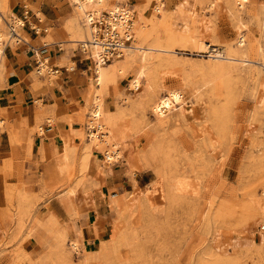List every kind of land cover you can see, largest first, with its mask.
I'll return each instance as SVG.
<instances>
[{
    "label": "rangeland",
    "instance_id": "374dc122",
    "mask_svg": "<svg viewBox=\"0 0 264 264\" xmlns=\"http://www.w3.org/2000/svg\"><path fill=\"white\" fill-rule=\"evenodd\" d=\"M24 2L48 31L25 25L26 41L4 40L0 57L1 90L12 73L6 50L30 55L23 84L34 107L28 126L0 106L10 146L0 155V264H264V0H103L132 11L129 45L152 52L107 61L95 101L81 23L67 26L72 0H0V33ZM51 6L65 13L60 28L44 15ZM205 45L226 59H211ZM66 83L88 90L76 101L63 93L71 113L57 116L43 97ZM169 91L184 101L158 116ZM91 104L102 112L96 144L86 133ZM59 120L61 148L39 140L32 153L33 137L47 138ZM116 143L121 156L107 163L103 150Z\"/></svg>",
    "mask_w": 264,
    "mask_h": 264
},
{
    "label": "bare ground",
    "instance_id": "6f19581e",
    "mask_svg": "<svg viewBox=\"0 0 264 264\" xmlns=\"http://www.w3.org/2000/svg\"><path fill=\"white\" fill-rule=\"evenodd\" d=\"M237 5L240 8H243L244 3L247 2V0H236ZM103 0H72L73 6L75 8L76 17L78 18L80 24V28L83 31V33H79L77 36V42L81 43L80 47L81 50H83V53L85 52L84 49H86L88 56V59L91 61V68L93 73V81L91 79V82L89 84V90L92 92V98L93 100H97L99 98L98 92L100 89V86L102 84V79L104 76V71L107 64L109 62L106 61V58L103 55V47L102 45L103 40H106L108 36H111L114 34V31H111L110 28H116L117 35L119 36H129L131 34V40L133 41L134 36H137L136 31L137 29L134 27V15L132 11L126 7H119V6H113L110 8H103L101 3ZM159 12V10L157 11ZM34 13V12H33ZM37 13V12H36ZM35 13V14H36ZM38 14H41L40 12ZM120 18V20L117 22L115 20V15ZM41 16V15H39ZM132 17L131 24H129V28L127 30H124V25L127 20V18ZM32 17V16H31ZM35 17V16H34ZM101 18H104L107 22L108 31L105 35V38L100 37L97 33L98 28L96 26L97 19L100 20ZM4 22V18L2 17V14L0 13V25ZM9 22L11 24L7 25L8 32L0 33V57L4 51V40L6 43H12V44H18L19 41H26V38L21 37L20 30L24 26L23 18H13L10 16ZM242 23L239 22L238 29H241ZM129 30V31H128ZM48 31V30H47ZM130 40V41H131ZM116 41H119L116 39ZM245 43V36L240 31L237 33V44L239 46H243ZM131 45V44H130ZM129 44L126 47L120 48V50L117 52L116 55L111 60H116L121 58L122 56L128 57V55L135 54L133 52V49H136L139 52V56L142 61H145L149 59L148 57L151 56L150 51H146L142 49L141 47H132ZM204 49H210L209 56L211 59H226L225 57H222L221 54L218 53L217 49L214 48L211 45H205L203 47ZM202 48V49H203ZM36 52V56H39L38 51L34 50ZM137 52V53H138ZM136 53V54H137ZM39 58V57H38ZM242 63H246L247 60L245 57L241 59ZM264 64V61H263ZM46 62L43 60L39 61V66L37 67L38 72H42L45 69ZM264 66V65H263ZM55 73V72H54ZM140 77L139 74H137L133 80L131 81V85L133 88L137 89L140 87ZM88 90V89H87ZM88 95L87 93L85 101H88ZM91 98V100H92ZM184 101L183 99V93L180 91H169L168 96L160 99L155 105H154V112L158 116H162L166 111L169 109L175 107L176 105L181 104ZM93 103V102H92ZM89 110V116L87 119V135L88 137L94 141L96 144L98 135L100 131L103 129V124L101 123V109L98 104H91ZM187 110V109H186ZM197 130V129H196ZM195 131V129H194ZM123 148H120L118 143L113 144L111 150H103V157L107 163L116 162L119 160L121 156V151ZM188 185L180 180L177 179L173 185V189L176 192H182L184 191ZM263 208V207H262Z\"/></svg>",
    "mask_w": 264,
    "mask_h": 264
},
{
    "label": "crops",
    "instance_id": "0c3cea01",
    "mask_svg": "<svg viewBox=\"0 0 264 264\" xmlns=\"http://www.w3.org/2000/svg\"><path fill=\"white\" fill-rule=\"evenodd\" d=\"M75 12L76 11L74 9H71V16L67 26H69V24H71L75 20ZM44 15L48 20L52 22L54 28L62 27V19L64 18L65 13L61 10V8H55L51 6L50 10H47L46 14ZM68 41L70 42V40ZM6 51H8L6 52V61L8 63V66L11 68L10 70H12V73L10 72L9 76L2 81L3 88L0 90V106H7V112L9 114L11 123L17 121L21 117H25L28 126H32L34 122V107L32 105H29V101H27L30 97H32V95L30 94L28 86L26 84H23V78L27 73V69L29 67L28 65L31 64V57L26 51L23 50L16 52H9V50ZM41 58L45 57L41 56ZM49 90V87L46 88V93L43 97L44 104H49L50 106H52L53 103H55L56 115L63 116L71 113L70 107L68 105V100H65L63 98V93L69 94V97L76 101L79 100L84 94H86L87 88L85 90H79L76 89L74 83H66V85H62L61 89H55L52 93ZM65 126L66 125L64 121L59 120V124L47 130V138L39 139L38 136H34L31 147L32 153L35 149H37L39 140H42V142L47 145L48 149H52L54 146H57L58 149H60V141L58 139L59 129L65 128ZM0 136L1 140L2 137L6 138L5 146L1 145L0 143V155H2L1 158H3V155L9 153L10 146L8 143L7 132L3 131ZM47 162L51 163V161ZM48 167L51 166L48 165ZM98 215L102 218V215L99 212ZM98 231L100 230L98 229Z\"/></svg>",
    "mask_w": 264,
    "mask_h": 264
},
{
    "label": "built area",
    "instance_id": "2783aa9c",
    "mask_svg": "<svg viewBox=\"0 0 264 264\" xmlns=\"http://www.w3.org/2000/svg\"><path fill=\"white\" fill-rule=\"evenodd\" d=\"M29 13H30V11L27 7V4H25V2H24L22 5V14H21L22 15L21 18H23V21H24V26L27 25L28 28L34 32V34L46 33L47 28L42 27L40 25L42 20L37 15H35L34 21L31 20ZM115 20L117 22L120 20V18L117 16V14L115 15ZM131 21H132V17L130 16L129 18H127V20L125 22L124 30H127L129 28V24H131ZM96 26L98 28L97 34L100 37L105 38V35L107 34V31H108L106 20H104V18H101L100 20L97 19ZM110 30L114 31V34L111 36H108L107 39L103 40V42H102V45L105 46V47H103V55L106 58V61L111 60L114 57V55H116L117 52L120 50V48L126 47L131 40V34L129 36H120V35L118 36L117 32H115L117 30L116 28H110ZM116 39H118L119 41H116ZM45 46H46V44H45ZM34 50H37V49L35 48ZM81 52H83V50H81ZM34 54H35V52H34ZM36 62H37V59H36ZM51 71L52 72L54 71L55 73L58 72L57 69H55V70L51 69Z\"/></svg>",
    "mask_w": 264,
    "mask_h": 264
}]
</instances>
